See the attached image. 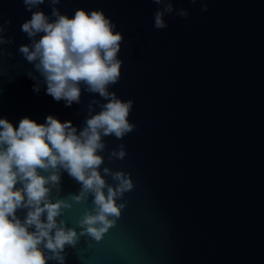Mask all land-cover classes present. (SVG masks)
<instances>
[{
    "label": "water",
    "instance_id": "obj_1",
    "mask_svg": "<svg viewBox=\"0 0 264 264\" xmlns=\"http://www.w3.org/2000/svg\"><path fill=\"white\" fill-rule=\"evenodd\" d=\"M171 2L189 15L165 14V29L154 26L162 8L154 0L55 5L69 18L80 8L102 10L123 34L121 78L109 91L134 102L128 119L135 125L122 139L103 137L99 153L102 175L105 167L131 175L135 187L117 200L127 206L102 240L81 236L75 247L66 245L64 264H264V0ZM52 7L45 0L32 11L51 22ZM31 15L23 0H0L3 36L13 41L0 45V118L18 128L25 117L43 124L53 115L79 133L89 104L99 102L95 115L107 101L83 84L80 102L70 107L46 94L43 77L19 52L32 43L21 30ZM121 144L126 157L109 159ZM60 189L53 188L52 202L72 206L58 220L79 234L94 197L72 201L81 185L63 170Z\"/></svg>",
    "mask_w": 264,
    "mask_h": 264
},
{
    "label": "clouds",
    "instance_id": "obj_2",
    "mask_svg": "<svg viewBox=\"0 0 264 264\" xmlns=\"http://www.w3.org/2000/svg\"><path fill=\"white\" fill-rule=\"evenodd\" d=\"M49 2L53 5L51 16L55 17L51 22L43 11H32L45 0H23L32 15L21 30L32 43L21 45L19 52L34 65L43 77L46 94L57 102L64 100L69 107L79 103L81 84L107 102L100 104L102 111L95 115H91L93 106L99 102L89 104L90 116L79 133L72 121L61 122L53 115H48L43 124L25 117L18 128L0 118V264H47L49 260L64 264L66 245L75 247L81 236L100 241L116 225L127 206L117 200L135 187L130 174L105 167L102 175L100 170L104 156L99 153L106 149L103 137L122 139L135 128L128 119L134 102L119 99L109 91V86L121 78L123 60L118 59V53L124 36L114 31L116 25L102 10L80 8L69 18L55 7L61 0ZM154 2L162 5L154 14L157 29L168 27L165 14L189 15L185 9L177 12L171 0ZM202 10L207 11L206 4ZM5 30L0 24V45L13 42L3 36ZM40 33L44 35L37 39ZM28 76L37 80L32 72ZM34 91L39 93V83ZM119 147L120 151L113 150L109 159L126 157L125 146ZM41 169L50 174L42 175ZM62 170L81 185L79 194L71 196L72 201L94 197V208L79 221V234L64 220H58L71 203L65 199L52 202L50 196L53 188L61 190ZM105 175L117 183L109 184ZM18 209L27 210L23 220L17 216Z\"/></svg>",
    "mask_w": 264,
    "mask_h": 264
}]
</instances>
